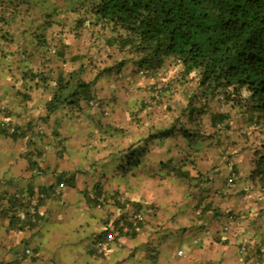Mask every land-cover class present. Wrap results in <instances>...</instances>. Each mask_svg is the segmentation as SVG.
<instances>
[{
	"label": "trees",
	"instance_id": "16d2710c",
	"mask_svg": "<svg viewBox=\"0 0 264 264\" xmlns=\"http://www.w3.org/2000/svg\"><path fill=\"white\" fill-rule=\"evenodd\" d=\"M68 1L69 6L58 0H0V55L12 58L13 79H23L30 92L48 95L47 118L62 113L75 124L87 122L93 128L90 145L109 148L105 159L113 161L112 172L125 182L143 161L155 173L150 161L153 145L182 135L191 156L198 143L216 145L218 157L230 164L232 183L239 174V160L245 158L247 177L255 178L264 190V0ZM126 67L133 80L142 81L134 90L149 97L139 99L123 123L112 119L107 100L117 101L110 83L118 81L121 87ZM130 89L125 87V95ZM177 92L186 100L179 111L171 105ZM154 104L172 108V116L164 123L160 116L146 120ZM10 125L13 131L5 125L0 130L17 135L18 128ZM234 129L238 134H232ZM57 131L54 135L59 137ZM239 137L243 141L231 150L229 143ZM198 155L183 158L163 179L184 181L200 190L212 180L216 166L209 168L204 153ZM167 159L159 156L155 162L163 169L172 161ZM55 194L53 185L40 190L35 213L27 212L24 224L34 227L41 220L38 205ZM119 196L110 203L124 211L129 234L156 216L155 203L121 202ZM200 203L198 199L194 207ZM210 208V202L204 204L199 216ZM133 211L143 219L134 222ZM109 232L115 238V230L106 231V237ZM109 241L101 247L96 240V256ZM258 245L264 246V240ZM255 260H264L260 248Z\"/></svg>",
	"mask_w": 264,
	"mask_h": 264
},
{
	"label": "crops",
	"instance_id": "0c3cea01",
	"mask_svg": "<svg viewBox=\"0 0 264 264\" xmlns=\"http://www.w3.org/2000/svg\"><path fill=\"white\" fill-rule=\"evenodd\" d=\"M12 61L0 55V124L18 128L15 136L0 130V264H254L253 246L264 240V190L247 177L246 160H239L233 183L229 163L209 160L216 173L200 190L187 183L169 188L163 170L175 165L162 169L154 161V173L143 161L121 188L113 161L105 159L109 148L104 153L99 144L90 145L93 128L62 113L47 118L48 95L30 92L23 79H13ZM59 139L62 145L56 146ZM155 182L161 184L158 189ZM51 185L56 194L42 195L44 202L37 207L41 220L34 227L24 224L26 213H35L40 190ZM117 193L121 202L155 203L156 216L129 234L124 211L110 203ZM101 196L108 202H100ZM198 199L199 209L193 212ZM209 202L208 213L199 216L197 211ZM13 214L18 217L12 219ZM111 229L115 238L96 256V240L107 241Z\"/></svg>",
	"mask_w": 264,
	"mask_h": 264
},
{
	"label": "rangeland",
	"instance_id": "374dc122",
	"mask_svg": "<svg viewBox=\"0 0 264 264\" xmlns=\"http://www.w3.org/2000/svg\"><path fill=\"white\" fill-rule=\"evenodd\" d=\"M60 1V3H63L62 5H68L69 6V1L66 0V1H61V0H58ZM126 69V70H125ZM125 72L121 74V80L119 81H122L123 85L121 87H119V82L118 81H115V82H111V86L112 88L115 90V95L117 96V101H113L111 99L107 100V103L109 104V107L112 109L110 110V114H111V117L112 119H115L116 121L118 122H123V123H127L128 120H129V116H128V112L130 111L131 107L134 106L135 104H137V102L139 101V99L141 98H144V97H149V95H145L146 93H144L143 90L139 92H136L134 89H135V85L137 84V80H133L131 78V76L133 75H130V70L127 72V67L124 68ZM140 83H142V81H139ZM138 82V83H139ZM135 83V84H134ZM127 86V88H130V92L125 95V87ZM179 94V96L177 97H173L174 99V103L172 102L171 105L172 107H174L175 109L177 108L178 111L181 109V106L183 105V102H186V100L183 98V94L180 98V92H177ZM124 96V97H123ZM167 99H169L168 97H165L164 100L165 101H168ZM155 105V104H154ZM172 108H167L165 105H158L156 104L154 107H152V105H150L148 107V110H149V113H148V117H146L145 119L147 120V118H156L157 116H160V118L162 119V123L165 122L164 118H166L167 120L172 116V113L174 111L171 110ZM112 111V112H111ZM144 115L146 116L147 113L146 111L144 112ZM233 133L232 134H238L236 133V130L234 129L232 131ZM254 133V132H253ZM254 136V135H253ZM222 139H225V136L222 137ZM243 140L239 137V140L236 141H232L231 143H229V146L230 144H232L231 146V150H233V146L235 148V146L239 143V142H242ZM209 142V141H208ZM207 141L203 142V143H198V145L196 144L195 145V150L196 151H192V153H195L193 156H191V152L189 151V149L185 148V140L183 139L182 135H179L178 137H171V138H167L165 139L162 143H157L156 145H153L152 147V153L150 155V161H156V159L160 156V157H163L165 158V160H168L167 158L168 157H171L172 161H171V164L172 165H175V166H178L180 165V162H182V159L183 158H188L190 157L191 159L195 158L194 156H199L198 154V150L201 151L202 153H204L205 155V158L207 159V162H209V160L213 161L216 157H218V150L215 149L213 143H211L210 145H207L208 144ZM224 142V141H223ZM225 143V142H224ZM125 145V143H123ZM123 144L120 143V146H124ZM242 144V143H241ZM198 148V150L196 149ZM105 151H103L104 153L107 152V149H104ZM247 154V153H245ZM198 160V158H197ZM199 161V160H198ZM245 161V158L242 162ZM156 163V162H155ZM199 165L201 166V163L199 162ZM169 168H164L163 170V173L166 174L167 171H168ZM106 172H109V181H108V190L111 191L112 189V179H111V173H110V165H107L106 166ZM120 183L122 184L121 188L124 187V183H125V180H120L119 178H117ZM161 180V179H160ZM167 181V185L169 188H171V184L173 185V183H178V185L180 183H182L183 185H186V183L184 181H174V180H171L170 178ZM126 183H129V182H126ZM158 182H155V186L153 188L155 189H158V187L161 185V184H156ZM161 183V182H160ZM165 185V184H163ZM162 185V186H163ZM158 186V187H157ZM105 197V196H103ZM103 197L101 196L100 197V202H108L107 200L105 201L103 199ZM158 209V208H157ZM197 209H199L198 207H194V205L192 206V211L195 212ZM130 210H133V208H130ZM231 214H229L228 217H230ZM178 240H176L177 242ZM181 243V242H180ZM256 244V243H255ZM185 245L186 243L183 242L181 244V247H183L184 249L185 248ZM244 246L246 248H248L246 246V244H244ZM254 248H261L264 249L263 246H260L258 244H256L255 246H253Z\"/></svg>",
	"mask_w": 264,
	"mask_h": 264
},
{
	"label": "built area",
	"instance_id": "2783aa9c",
	"mask_svg": "<svg viewBox=\"0 0 264 264\" xmlns=\"http://www.w3.org/2000/svg\"><path fill=\"white\" fill-rule=\"evenodd\" d=\"M1 125H5V126H7V127H9V129H10V131H13V126L12 125H10V124H8V123H2ZM230 180H231V178H230ZM60 186H62V184H60ZM198 213H200V210H198L197 211V214ZM230 217H232V216H230ZM143 219V214H141L140 212L138 213H135L134 214V216H133V221L134 222H139L140 220H142ZM113 238V234L111 233V232H109L108 233V235H107V240H111ZM100 245H101V247L103 246V242H100L99 243ZM264 247V246H263ZM245 248L244 247H242V250H244ZM261 252H263L264 253V249H262L261 248ZM254 264H264V260H262V261H257V260H255L254 261Z\"/></svg>",
	"mask_w": 264,
	"mask_h": 264
}]
</instances>
